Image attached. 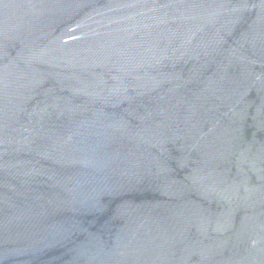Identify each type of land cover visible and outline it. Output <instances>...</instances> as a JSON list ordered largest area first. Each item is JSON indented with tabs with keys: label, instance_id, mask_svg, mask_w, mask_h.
I'll use <instances>...</instances> for the list:
<instances>
[{
	"label": "water",
	"instance_id": "95a60500",
	"mask_svg": "<svg viewBox=\"0 0 264 264\" xmlns=\"http://www.w3.org/2000/svg\"><path fill=\"white\" fill-rule=\"evenodd\" d=\"M0 264H264V0H0Z\"/></svg>",
	"mask_w": 264,
	"mask_h": 264
}]
</instances>
